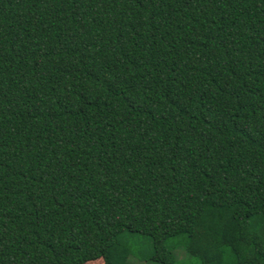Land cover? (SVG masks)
<instances>
[{
	"label": "trees",
	"instance_id": "trees-1",
	"mask_svg": "<svg viewBox=\"0 0 264 264\" xmlns=\"http://www.w3.org/2000/svg\"><path fill=\"white\" fill-rule=\"evenodd\" d=\"M126 232L264 264V0H0V264Z\"/></svg>",
	"mask_w": 264,
	"mask_h": 264
},
{
	"label": "rangeland",
	"instance_id": "rangeland-1",
	"mask_svg": "<svg viewBox=\"0 0 264 264\" xmlns=\"http://www.w3.org/2000/svg\"><path fill=\"white\" fill-rule=\"evenodd\" d=\"M121 238L128 243L130 249L125 264H161L150 257L153 254V246L149 236L126 232L121 235ZM185 243V236L169 238L167 240V247L173 254V264H201L200 257L196 254H190ZM211 253L212 251L209 253L212 257ZM89 264H103V262L96 260Z\"/></svg>",
	"mask_w": 264,
	"mask_h": 264
}]
</instances>
